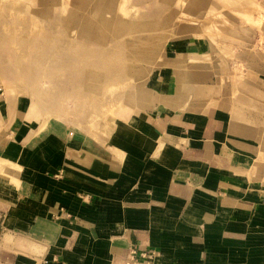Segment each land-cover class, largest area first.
Masks as SVG:
<instances>
[{"label": "crops", "instance_id": "obj_1", "mask_svg": "<svg viewBox=\"0 0 264 264\" xmlns=\"http://www.w3.org/2000/svg\"><path fill=\"white\" fill-rule=\"evenodd\" d=\"M161 91L98 136H14L0 264H264V196L227 110Z\"/></svg>", "mask_w": 264, "mask_h": 264}, {"label": "rangeland", "instance_id": "obj_2", "mask_svg": "<svg viewBox=\"0 0 264 264\" xmlns=\"http://www.w3.org/2000/svg\"><path fill=\"white\" fill-rule=\"evenodd\" d=\"M169 87L227 110L264 196V0H0V186L14 136H98Z\"/></svg>", "mask_w": 264, "mask_h": 264}, {"label": "built area", "instance_id": "obj_3", "mask_svg": "<svg viewBox=\"0 0 264 264\" xmlns=\"http://www.w3.org/2000/svg\"><path fill=\"white\" fill-rule=\"evenodd\" d=\"M136 254H137V250L135 249V250H134V255L136 256ZM140 256L143 257V258H149V257H151V255L148 254V252H144V251H142V252L140 253ZM129 264H133V256H132V258L130 259Z\"/></svg>", "mask_w": 264, "mask_h": 264}, {"label": "bare ground", "instance_id": "obj_4", "mask_svg": "<svg viewBox=\"0 0 264 264\" xmlns=\"http://www.w3.org/2000/svg\"><path fill=\"white\" fill-rule=\"evenodd\" d=\"M212 56V55H211ZM203 58H205V57H203ZM11 178H13V181L11 182V184H13V185H15V184H17L19 181L16 179V176H14V177H11Z\"/></svg>", "mask_w": 264, "mask_h": 264}]
</instances>
